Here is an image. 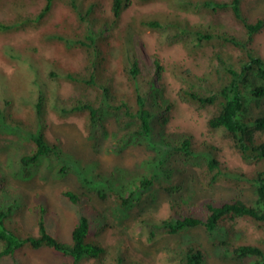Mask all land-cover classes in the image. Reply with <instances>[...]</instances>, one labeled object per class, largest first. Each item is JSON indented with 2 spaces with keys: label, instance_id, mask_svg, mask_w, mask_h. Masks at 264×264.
<instances>
[{
  "label": "trees",
  "instance_id": "obj_1",
  "mask_svg": "<svg viewBox=\"0 0 264 264\" xmlns=\"http://www.w3.org/2000/svg\"><path fill=\"white\" fill-rule=\"evenodd\" d=\"M59 1L74 13L78 30H72L70 34L47 33L41 38L42 42H51L65 53L78 50L86 54L87 64L79 70L73 65L46 59L44 69L40 70L29 60L28 69L33 76L28 83L35 92L32 94L30 89L27 94L18 96L17 103L11 100L7 89L5 94V88L0 85L3 90L0 96V128L13 131L30 146L18 159L21 177L29 178L40 163L52 157L62 163L59 167L61 172L70 169L81 173L79 163L61 151L50 133L49 111L59 117L84 115L89 135L93 138L107 134L105 123L112 118L122 131L116 138L118 149L141 141L153 142L162 155L170 152L193 161L200 159L207 185L232 181L237 185L251 186L255 193L249 203L240 198L207 199L200 207L189 206L180 210L172 206L166 218L144 214L138 219V224L148 240H155L163 234L202 228L210 239L220 240L219 246L225 247L223 250L227 253L226 221L245 218L256 225L260 236L255 242L244 243L236 237L230 242V252L238 260L249 258V264H264V138L257 135L264 132V111L256 115L250 107L252 102H259L264 97V51L261 54L254 45L256 34L264 30V17L248 15L244 11L247 0H163L169 3V9L160 5L153 13L138 18V26L130 22L121 26L131 0H110L111 14L106 19L97 13L100 0H43L34 17L19 14V19L10 24L0 23V32L37 23ZM152 1L162 0H138L140 3ZM188 13L198 15L200 19L191 20ZM220 13L230 14L241 25V36H235L227 28L218 17ZM115 28L119 30L120 40L109 44L110 33ZM142 31L156 33L163 45L179 46L183 57L195 63L193 67L179 68L174 73L181 82L179 99L212 110L208 129L221 132L223 137L232 140L242 162L249 166L248 171L233 170L224 165L218 158V147L210 142L195 144L189 133L168 135L164 123L169 117L165 112L173 108L174 102L166 98L156 85V79L161 78L165 69L161 60L148 51L155 68L150 73L138 55L135 45L141 43ZM104 45L109 48L103 50L106 48L102 47ZM2 48L4 52L12 50L5 44ZM227 48L239 53L234 54ZM109 56L119 58L116 68L108 69L105 64ZM201 64L205 66L202 69ZM117 72L123 76L127 90H123V83L115 78ZM62 81L69 83L72 89H78L69 96H61L59 89L51 87V84ZM162 164V161L153 162L149 172L138 176L135 181L149 195L153 194L156 185L165 190L173 187L164 185L160 179L157 167ZM3 179L0 171V183ZM115 194L121 204L129 202V198ZM61 195L71 203L74 212L68 242L60 240L56 234L52 227L55 218L52 213H47L45 204H41L37 211L36 232L24 231L14 220L23 196L0 185V264H21V255L26 249H48L63 257V264H80L84 259L109 263L111 250L115 252L114 256L110 255L115 264H143L127 256L120 242L106 246L97 240L106 220L87 206L84 196L70 188L62 191ZM165 250L169 264H208L195 238L185 244L176 241Z\"/></svg>",
  "mask_w": 264,
  "mask_h": 264
},
{
  "label": "rangeland",
  "instance_id": "obj_2",
  "mask_svg": "<svg viewBox=\"0 0 264 264\" xmlns=\"http://www.w3.org/2000/svg\"><path fill=\"white\" fill-rule=\"evenodd\" d=\"M109 1L100 0L97 13L102 19H106L111 14ZM62 2L54 4L47 15L33 25L0 32V85L5 88V94L6 89L9 91L14 103H17L18 96L27 94L30 89L33 90L32 94L35 92V89L29 88L28 83L33 76L28 69L29 60L40 70L44 69L46 59L57 60L62 65H73L79 70L87 64L86 54H81L78 50L65 53L59 51L51 42H42L41 38L47 33L58 31L70 34L72 30H78L79 25L74 13ZM42 5L43 0H0V23L10 24L19 19V14L34 17ZM160 5L168 6L169 9V3L163 0L147 3L131 0L120 25L125 26L130 22L138 26V18L153 13ZM244 11L252 18L264 17V0H247ZM188 17L193 21L200 19L193 13H188ZM218 17L235 36L242 35L241 25L230 14L220 13ZM119 35V30L113 29L108 39L109 44L110 42L116 44L120 40ZM140 37L141 43L136 44L135 47L139 52L138 55L145 61V68L149 69L150 73L155 71L152 56L148 51L154 53L165 68L161 78L156 79V85L162 89L166 98L174 102L173 108L165 112L169 117L164 123L168 135L175 136L177 132L189 133L195 144L210 142L218 147V158L224 165L233 170L248 171L249 166L242 162L232 140L223 137L221 132H212L208 129L207 122L212 110L207 107L199 108L179 99L181 82L174 73L179 68L193 67L195 63L183 57L182 51L178 50L179 46L163 45L156 33L142 31ZM4 44L12 50L4 52L2 48ZM254 45L262 54L264 30L256 34ZM208 49L211 54V47ZM227 50L234 54L239 53L232 48ZM12 51L13 55H10ZM117 61L119 58L109 56L104 62L110 69V67L116 68ZM203 67L205 66L201 64L200 68ZM115 78L123 83L121 73L117 72ZM51 87H57L61 96H69L78 89H72L69 83L64 81L60 84H51ZM121 87L123 90L128 89L124 83ZM2 91L1 89L0 96ZM250 107L253 114L262 113L264 97L259 102H252ZM48 122L49 131L56 139L57 146L64 154L70 155L79 163L77 168L80 174L70 169L61 172L59 167L62 163L52 157L40 163L29 178H22L18 159L24 151L30 149V146L13 131L0 128V171L4 176L0 185L23 196L14 220L24 231L36 232L34 230L38 220L37 211L41 204H45L47 213H52V217L55 218L51 226L60 240L70 241L74 212L71 203L61 195L62 191L70 188L84 196L88 207L105 217L106 225L97 235V240L106 246H115L120 242V247L127 256L138 259L143 264H169L166 260L165 247L176 241L185 244L193 238L201 245L208 264H249V258L238 260L230 252L232 250L230 242L236 237L240 243H244L255 242L260 236L256 225L248 219L235 218L226 221L227 239H229V242L227 241L229 244L226 245L229 250L227 253L223 250L225 247L219 246L220 240L210 239L202 228H192L183 233L163 234L155 240H148L146 234L141 233L138 219L144 214L155 218H166L172 206L180 210L189 206L200 207L207 199L223 201L240 198L249 203L255 197L251 186L237 185L232 181L207 185L204 179L205 168L200 163V159L193 161L170 152L162 155L160 150H156L153 142L141 141L130 144L125 149H118L116 138L122 134V131L118 129L112 118L105 123L107 134L97 138L89 135L84 115L59 117L51 110L48 112ZM257 135L264 138V132H259ZM160 161L163 162L157 167L158 173H161L160 179L165 182L164 185L171 184L170 186L173 187L171 190H165L161 185H156L153 194L149 195L136 185L135 181L138 176L149 172L153 162ZM115 193L129 198V202L121 204ZM111 251L108 255L111 262L103 264L114 263L110 255L114 256L115 252ZM21 261V264L64 263L63 257L48 249H26L21 255ZM80 264L102 263L95 259H84Z\"/></svg>",
  "mask_w": 264,
  "mask_h": 264
}]
</instances>
